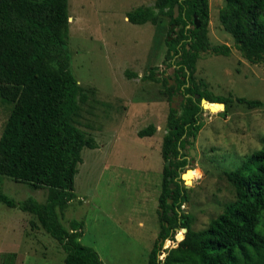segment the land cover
I'll return each instance as SVG.
<instances>
[{
    "label": "rangeland",
    "instance_id": "1",
    "mask_svg": "<svg viewBox=\"0 0 264 264\" xmlns=\"http://www.w3.org/2000/svg\"><path fill=\"white\" fill-rule=\"evenodd\" d=\"M154 1L68 0L65 50L69 70L80 85L95 90L80 103L75 123L95 138L97 147L82 149L74 177L75 197L63 210L55 207L53 212L64 227L72 219L83 220L80 241L95 249L103 264H147L160 230L161 142L169 106L180 111L183 99L179 91L169 98L165 89L176 83L174 67L164 59L166 39H171L178 27L169 32L168 16H161L156 24H134L126 18L128 11ZM208 3L209 44H226L230 52L201 51L195 63V82L200 90L214 96L264 102V61L251 63L235 47L219 20L224 0ZM151 70L160 81L142 78ZM127 72L137 76L129 77ZM165 77L170 79L168 84L160 79ZM11 103L0 96V134ZM205 107L204 124L185 148L193 153L185 171L196 169L190 183L183 179L189 185V201L182 207L190 212L193 229L205 228L233 200V188L223 169L234 168L242 157L264 147L263 107L233 102L226 116L219 113L222 109L214 111L212 104ZM149 124L156 127L154 135L138 136V131ZM0 192L16 201L31 198L40 203L50 195L46 187L32 188L6 176H0ZM184 232L178 228L175 239H182ZM175 242L164 240L158 259L164 256L163 248ZM9 253L15 254L12 261ZM64 256L34 214L0 201V262L65 264Z\"/></svg>",
    "mask_w": 264,
    "mask_h": 264
},
{
    "label": "trees",
    "instance_id": "2",
    "mask_svg": "<svg viewBox=\"0 0 264 264\" xmlns=\"http://www.w3.org/2000/svg\"><path fill=\"white\" fill-rule=\"evenodd\" d=\"M176 4L178 14L174 16ZM161 16L169 17V32L178 27L175 35L166 39L164 59L174 67L176 83L165 89L169 98L179 91L183 99L180 111L169 106L162 137L164 165L157 209L160 230L147 264H264V147L242 157L234 168L223 169L234 198L203 229H193L190 212L183 210L182 205L189 201V188L181 177L190 163L191 153L185 148L204 124L201 98L214 105V111L222 109L219 103H223L219 111L223 116L233 102L250 108H264V102L214 96L200 90L195 82V63L201 51L230 52L226 44H209L208 0H155L126 14L134 24H156ZM69 17L68 0H0V96L12 102L0 134V176L50 191L44 203L31 198L16 201L3 192L0 201L34 214L62 248L65 264H103L97 251L80 241L83 220L72 219L64 227L53 212L55 207L63 210L75 197L74 177L82 149L97 147L95 138L75 123L80 103L95 90L80 85L69 70L65 50ZM219 20L243 57L251 63L264 61V0H224ZM127 75L136 77L137 73ZM142 78L160 81L152 70ZM160 79L165 84L170 80ZM155 131V125L149 124L137 134L152 136ZM178 228L186 230L176 241ZM166 239L176 242L163 248L164 256L158 259ZM14 256L7 254L10 261Z\"/></svg>",
    "mask_w": 264,
    "mask_h": 264
},
{
    "label": "water",
    "instance_id": "3",
    "mask_svg": "<svg viewBox=\"0 0 264 264\" xmlns=\"http://www.w3.org/2000/svg\"><path fill=\"white\" fill-rule=\"evenodd\" d=\"M178 14V5L176 4L175 6H174V16H176ZM194 22L196 23V25L198 26L199 25V22H198V20L196 19V17H194ZM196 97H199V94H196ZM205 102H208L205 98H201V105H202V107L203 108H206L205 107ZM209 103V102H208ZM219 104H221L222 105V109L224 108V104L223 103H219ZM174 108H175V106L174 105H172ZM191 140H193V137H191ZM191 154H193L192 153V150H191ZM166 163L168 164V161H166ZM182 179H184L183 177H182ZM185 180V179H184ZM185 185L188 187L189 185L188 184H186L185 183ZM170 187L171 188H173L174 187V185L173 184H170ZM169 201L171 202V199H169ZM184 230H186V229H184Z\"/></svg>",
    "mask_w": 264,
    "mask_h": 264
},
{
    "label": "bare ground",
    "instance_id": "4",
    "mask_svg": "<svg viewBox=\"0 0 264 264\" xmlns=\"http://www.w3.org/2000/svg\"><path fill=\"white\" fill-rule=\"evenodd\" d=\"M207 105V102H205V106ZM212 107H214V105H212ZM196 173V169L195 168H190L188 170H186L183 174L182 177L185 179V181L187 183H190V181L192 180L193 176Z\"/></svg>",
    "mask_w": 264,
    "mask_h": 264
},
{
    "label": "built area",
    "instance_id": "5",
    "mask_svg": "<svg viewBox=\"0 0 264 264\" xmlns=\"http://www.w3.org/2000/svg\"><path fill=\"white\" fill-rule=\"evenodd\" d=\"M184 230V229H183ZM183 237V236H182ZM176 240H178V239H176ZM172 243H173V241H172Z\"/></svg>",
    "mask_w": 264,
    "mask_h": 264
}]
</instances>
